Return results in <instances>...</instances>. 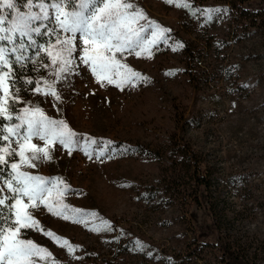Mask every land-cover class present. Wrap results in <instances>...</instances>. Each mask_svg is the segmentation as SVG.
Segmentation results:
<instances>
[{
	"label": "rangeland",
	"instance_id": "obj_1",
	"mask_svg": "<svg viewBox=\"0 0 264 264\" xmlns=\"http://www.w3.org/2000/svg\"><path fill=\"white\" fill-rule=\"evenodd\" d=\"M133 2L150 20L171 30L169 44L179 41L185 47L173 52L160 45L151 59L128 55L123 62L147 82L123 91L100 87L85 73L71 76L67 86L56 85L62 97L56 107L51 97L21 93L25 103L18 107L38 104L77 135L110 141L115 153L98 162L79 151L68 155L56 145L50 162L23 169L62 179L70 189L64 203L95 214L85 217V226L46 209L33 212L42 229L79 246L74 253L79 259L70 258L44 232L28 230L24 238L75 264L84 263L85 248L111 257L122 243L127 245V264H226L219 248L204 247L195 257L185 256L195 243L219 239L211 209L220 237L264 264L261 17L231 13L224 0H188L197 8L228 10L202 24L163 0ZM255 22L258 27L252 26ZM41 77L53 79L43 70ZM199 177L211 182L208 203L205 198L201 208L194 198ZM103 221L111 230L89 231ZM137 240L147 245L148 255L132 250Z\"/></svg>",
	"mask_w": 264,
	"mask_h": 264
},
{
	"label": "snow or ice",
	"instance_id": "obj_2",
	"mask_svg": "<svg viewBox=\"0 0 264 264\" xmlns=\"http://www.w3.org/2000/svg\"><path fill=\"white\" fill-rule=\"evenodd\" d=\"M163 2L202 24L228 11L197 8L188 0ZM170 31L150 20L133 0H0V264H59L46 248L24 238L28 230L44 232L70 258L79 259L74 255L79 246L42 229L33 212L46 209L85 226V217L95 215L64 203L70 189L62 179H46L23 169L50 162L56 145L68 155L79 151L98 162L115 156L110 141L77 135L64 120L48 117L38 104L18 107L25 103L21 93L51 97L56 107L62 102L56 85L67 86L71 76L85 73L100 87L112 85L121 91L135 87L147 78L123 60L128 55L151 59L160 45L173 52L184 48L179 41L168 43ZM42 70L53 79H42ZM103 230H111L107 221L89 228ZM146 249L138 240L132 243L133 251L148 255Z\"/></svg>",
	"mask_w": 264,
	"mask_h": 264
},
{
	"label": "trees",
	"instance_id": "obj_3",
	"mask_svg": "<svg viewBox=\"0 0 264 264\" xmlns=\"http://www.w3.org/2000/svg\"><path fill=\"white\" fill-rule=\"evenodd\" d=\"M227 5V8L231 13H236L243 17H261L262 27H264V0H224L223 2ZM203 8V7H201ZM214 8V7H212ZM259 23H253L252 26L258 27ZM191 164H187V173L191 172ZM211 188V182L207 178L199 177L195 187L194 198L200 208L203 206V200L206 198L208 203L209 190ZM209 212L212 214L213 224L217 228L219 239L216 242L207 243H195L188 251H186L185 256L187 258L195 257L204 247H211L213 250L219 248L223 254V262L226 264H257L256 260H252L248 253H240L235 248L230 246L224 239L220 237V227L216 222V217L211 209ZM128 233V230H123ZM127 245L120 244L119 248L111 257L99 254L97 248H85L83 249V255L81 260L84 261L83 264H127L125 259ZM52 258L59 262V264H75L74 262H66L58 256L52 254Z\"/></svg>",
	"mask_w": 264,
	"mask_h": 264
}]
</instances>
